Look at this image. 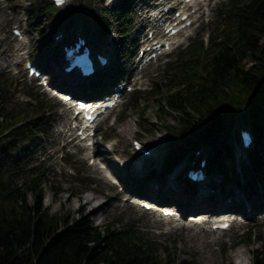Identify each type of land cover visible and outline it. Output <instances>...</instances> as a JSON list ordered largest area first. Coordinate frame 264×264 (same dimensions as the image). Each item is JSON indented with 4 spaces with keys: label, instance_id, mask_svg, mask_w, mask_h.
Returning a JSON list of instances; mask_svg holds the SVG:
<instances>
[{
    "label": "rangeland",
    "instance_id": "rangeland-1",
    "mask_svg": "<svg viewBox=\"0 0 264 264\" xmlns=\"http://www.w3.org/2000/svg\"><path fill=\"white\" fill-rule=\"evenodd\" d=\"M9 1H11L10 4L7 1H0V84L3 85L5 90L3 105L9 111L17 113L28 103L38 104V107L46 111V113L51 111L47 115L45 113V117H48L47 120L50 119L51 125L48 143L46 142L38 147V152H32L24 178H33L32 176L43 170L44 204L50 207L52 212L61 211L70 219L86 217L98 226L113 223L118 230H124L129 226L147 244L153 248H158L163 257L166 256V251H172L178 257L179 263L183 264H241V258L239 259L237 255L239 251L242 252V258L245 259L244 262L246 264H254L256 255H264V211L259 216L256 215V220L252 221L251 225L248 226L250 232H246L245 235L240 237L239 232L242 229H247V225H242L238 228V217L235 216H228L234 218L232 229L219 233L211 231L209 223L212 220L221 219L223 216H213L209 220H203L204 223H195L190 218H183L179 221L163 220L155 213L145 212L126 202L124 200L126 194L104 177L105 171L100 167L104 163L100 162L98 156L94 155L95 163H98V167H91L88 165V160L89 157H92V154L85 157V159L82 157L84 151L80 149H75V151H78L76 154H68V150L72 152L74 148H72V142L68 140V135L62 133V131L72 127L70 105L54 98L40 88L37 82L28 76L27 71L23 69V64L20 63L21 58L23 59L25 56H30V59L33 60L32 56L40 54L39 60L42 61L41 56H43L42 67L58 76L62 72L63 60L60 55V49L54 45L52 40L59 31H64L66 36H71L70 38H76L78 33L89 35L88 38L92 39L93 37L95 43L99 46L108 45L112 37H114L115 41L111 45L114 47L116 42L117 49H114L115 63H113L112 70L109 72L116 73L119 67L123 72L108 76V92L110 91L111 93L113 87L111 85L121 84L125 81L132 82L133 79L130 76L128 77L131 72L138 73L139 76L145 75L148 77L146 84L137 83L143 89L147 88L148 92L140 95L141 99L138 104H135L137 99H134L133 103L132 94L128 93L122 104L108 113L100 123L99 133L106 136L107 143L116 144L115 152L110 157L112 168L107 170V174L111 177L119 178L122 184L128 187L130 185L136 189L144 186L148 193L157 194L156 196L165 203H169L173 198L179 197L183 200L182 205L185 210L193 212L192 215L209 212L208 210L216 208L211 198H200L198 195V197H195L196 205H192L190 198L194 196H191L189 191H183L175 183L169 185L167 178H164V182H162V185L167 182V188L165 187V189L159 191L154 189L153 183H146L143 180L150 170L157 171L158 168L164 166L165 169L168 168L170 155L175 152L173 150L175 146L178 145L177 147L180 148L186 146L183 141H180L181 136L177 134L181 128L178 129V122L174 115L167 111L168 113L163 114L161 118L157 113L160 110H158V102L155 100L159 97H164L165 94H168L167 91L171 89V84L165 80L167 75L165 73L166 67L163 68V62L158 60L148 68L141 70L135 59L137 51L133 46L138 47L136 46L138 36L143 33L144 28L148 24L147 11L157 5L156 0H133L131 7L134 13L135 31L132 37L126 39H119L118 37L117 28H115L117 26L116 18L104 12L108 10L106 4H110L109 9H114L119 4V0H112L111 3V0H71L70 4L65 8L54 11L51 16L45 15L43 17L45 21H41L35 27H29L27 21L26 23L24 22L26 33L30 39V44L27 46H22L16 41L12 33V26L20 18L21 11L25 8L27 9L29 2L28 0ZM212 1L209 10H207L209 13L208 17L212 19V22L209 24L205 23L203 27H200L192 39L198 42L202 41L205 48L208 45L203 41L204 35L210 34L211 36V44L208 48L217 40V29L219 22L222 21L221 11L223 6H225L223 5L224 3L219 5L218 0ZM224 1L219 0V2ZM73 10L78 12L75 18L70 14ZM105 20L113 21L114 28L102 34V23ZM113 34H116V36ZM192 40H190V43ZM125 43L132 45V53L128 58V62L123 61L120 51V47L122 45L125 46ZM180 51L183 50L180 48L171 56L173 63L183 53H179ZM56 61L60 65L59 68L58 64L55 63ZM44 65L46 66L44 67ZM124 68L127 70L125 71ZM151 80L154 84L158 83L152 92H155L154 90H157L158 87L161 93L154 95V93L150 92ZM56 81L61 85V82H65L69 88L67 90L77 93L78 97L89 99V90L87 89L89 85L84 86L81 82L61 77ZM103 81L104 77H100L97 84H101ZM102 89L105 90V88ZM102 89L98 86L95 92L97 91L98 93ZM34 93H38L39 97L33 96L31 98V94ZM262 112H264V107L261 108L259 113ZM250 120V116L231 115L228 118L225 132L214 141L206 142L211 144V155L216 156L217 154L219 157V161H217V158L211 157L213 165H226V154H224L227 151L226 144L229 147L231 144L234 145L237 129L239 130L240 127L246 126V122H250ZM140 122L148 126L147 128L150 130L144 133L140 132ZM171 126L177 128L178 132L171 131ZM134 139H141L147 146L160 149L163 152L161 159H157V163L155 159L139 162L136 159L138 156H136L133 149L132 141ZM51 142L52 146L49 147ZM67 142H69L68 145H66ZM261 144L260 152L264 156V148L262 147L264 146V140ZM196 151L186 150L185 160L193 154L195 155ZM63 154L64 156H61ZM220 157H222V160ZM185 160L176 166H180L181 169ZM142 164L144 166L140 168ZM68 170H73L74 174H71ZM176 172H178V168H176ZM144 173L147 174L142 177ZM20 180L23 181V177ZM237 195L239 196V192ZM218 196L221 197L222 194ZM89 198H93L94 201L85 210L83 205ZM33 200L34 198L31 196L30 201ZM177 201V199H174L170 204L174 205ZM185 203L187 206H185ZM98 204H102V206L94 210V206ZM198 220L202 221V219ZM250 233H252L251 238L246 241L245 239ZM241 243H244L243 246H241Z\"/></svg>",
    "mask_w": 264,
    "mask_h": 264
},
{
    "label": "trees",
    "instance_id": "trees-1",
    "mask_svg": "<svg viewBox=\"0 0 264 264\" xmlns=\"http://www.w3.org/2000/svg\"><path fill=\"white\" fill-rule=\"evenodd\" d=\"M31 1L36 24L51 3ZM131 5L132 0H119L112 12L123 38L132 36ZM221 15L217 40L209 48L195 42L169 69L168 94L155 100L160 113L168 107L182 129L179 134L186 146L174 147L172 165L196 143L212 142L223 134L231 115L253 116L260 148L264 140V112L259 113L264 103V0H230ZM112 25L107 21L104 27ZM120 50L128 60L132 46L126 43ZM136 96L138 104L141 96ZM2 98L0 85V264H183L172 251L163 257L129 226L118 230L113 223L98 226L86 217L70 219L61 211L52 212L44 204L43 173L24 178L30 155L47 137L48 122L28 104L19 113L36 115L17 126L20 114L9 111ZM245 174L252 178V190V183L264 180L259 150L251 153ZM255 264H264V255H256Z\"/></svg>",
    "mask_w": 264,
    "mask_h": 264
},
{
    "label": "bare ground",
    "instance_id": "bare-ground-1",
    "mask_svg": "<svg viewBox=\"0 0 264 264\" xmlns=\"http://www.w3.org/2000/svg\"><path fill=\"white\" fill-rule=\"evenodd\" d=\"M91 101H93V100H91ZM94 153H97V154H101V152H100V150H98V151H94ZM100 158H101V160L102 161H104V162H109L110 163V156H108V155H101V156H99ZM106 176V175H105ZM203 196H204V194H201V196H200V198H203ZM93 201H94V199L93 198H89L88 200H87V202L83 205V209H85L86 210V208H88L90 205H92L93 204ZM102 206V204H98V205H96V206H94V210H97L98 208H100ZM242 252H237V255H238V257H239V259L241 258V264H246L245 262H244V260L245 259H243L242 257Z\"/></svg>",
    "mask_w": 264,
    "mask_h": 264
}]
</instances>
